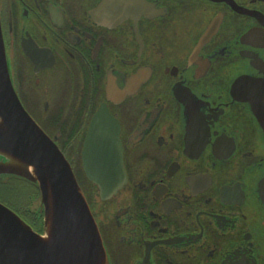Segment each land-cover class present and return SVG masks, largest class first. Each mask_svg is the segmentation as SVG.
I'll return each instance as SVG.
<instances>
[{
    "label": "flooded vegetation",
    "instance_id": "1",
    "mask_svg": "<svg viewBox=\"0 0 264 264\" xmlns=\"http://www.w3.org/2000/svg\"><path fill=\"white\" fill-rule=\"evenodd\" d=\"M0 25L110 264H264V0H0ZM112 147L105 198L85 165Z\"/></svg>",
    "mask_w": 264,
    "mask_h": 264
},
{
    "label": "water",
    "instance_id": "2",
    "mask_svg": "<svg viewBox=\"0 0 264 264\" xmlns=\"http://www.w3.org/2000/svg\"><path fill=\"white\" fill-rule=\"evenodd\" d=\"M97 152L102 154V162L85 167L106 198L126 180L118 172L123 169L122 153L116 147ZM0 158V182L13 177L36 185L44 215V232L39 234L0 201V264H110L98 224L71 164L19 99L1 25ZM110 166L115 168L107 172ZM103 170L112 177L105 178Z\"/></svg>",
    "mask_w": 264,
    "mask_h": 264
},
{
    "label": "rangeland",
    "instance_id": "3",
    "mask_svg": "<svg viewBox=\"0 0 264 264\" xmlns=\"http://www.w3.org/2000/svg\"><path fill=\"white\" fill-rule=\"evenodd\" d=\"M80 183L83 185L85 184L84 181L81 180ZM40 197L36 189L24 180L9 177L4 180V182L0 183V198L6 203L9 202L24 211L29 208L38 209L40 207ZM85 197L88 201L86 195Z\"/></svg>",
    "mask_w": 264,
    "mask_h": 264
}]
</instances>
